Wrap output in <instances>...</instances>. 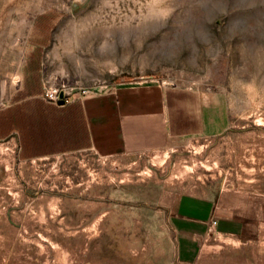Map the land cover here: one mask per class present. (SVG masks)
<instances>
[{"label":"rangeland","instance_id":"obj_1","mask_svg":"<svg viewBox=\"0 0 264 264\" xmlns=\"http://www.w3.org/2000/svg\"><path fill=\"white\" fill-rule=\"evenodd\" d=\"M152 82L209 96L223 129L27 157L0 125V264H264V0H0V112L44 83Z\"/></svg>","mask_w":264,"mask_h":264},{"label":"crops","instance_id":"obj_2","mask_svg":"<svg viewBox=\"0 0 264 264\" xmlns=\"http://www.w3.org/2000/svg\"><path fill=\"white\" fill-rule=\"evenodd\" d=\"M44 92V86L25 92L8 111L0 112V125H9V135L27 157L84 148L104 156L142 154L166 148L173 137L215 134L224 126L220 120L211 121L209 96L160 83H119L75 94L63 105L47 101ZM180 200L175 213L180 233L202 235L192 227L204 228L211 211L200 208L191 196ZM227 226L219 223V228Z\"/></svg>","mask_w":264,"mask_h":264},{"label":"built area","instance_id":"obj_3","mask_svg":"<svg viewBox=\"0 0 264 264\" xmlns=\"http://www.w3.org/2000/svg\"><path fill=\"white\" fill-rule=\"evenodd\" d=\"M44 90H45V92H44V97H45V99L47 100V101H49V102H52V103H58V100H59V93L60 92H64L65 93V97H66V99L68 98V97H70V94L71 93H69V89L68 88H66V86H62V87H56V88H53V87H51V86H47L45 83H44ZM88 91H86V90H84L83 92H82V94H85V93H87ZM218 223V221L217 220H214L213 221V225H216Z\"/></svg>","mask_w":264,"mask_h":264},{"label":"water","instance_id":"obj_4","mask_svg":"<svg viewBox=\"0 0 264 264\" xmlns=\"http://www.w3.org/2000/svg\"><path fill=\"white\" fill-rule=\"evenodd\" d=\"M66 103V97H65V93L62 91L59 93V100H58V104L59 105H63Z\"/></svg>","mask_w":264,"mask_h":264},{"label":"bare ground","instance_id":"obj_5","mask_svg":"<svg viewBox=\"0 0 264 264\" xmlns=\"http://www.w3.org/2000/svg\"><path fill=\"white\" fill-rule=\"evenodd\" d=\"M18 78H19V75H18V76H16L14 79L18 80Z\"/></svg>","mask_w":264,"mask_h":264}]
</instances>
